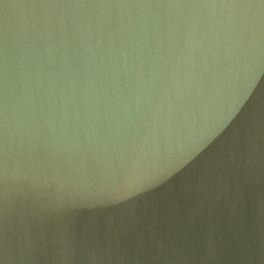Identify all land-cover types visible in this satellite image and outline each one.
Listing matches in <instances>:
<instances>
[{"label": "water", "instance_id": "1", "mask_svg": "<svg viewBox=\"0 0 264 264\" xmlns=\"http://www.w3.org/2000/svg\"><path fill=\"white\" fill-rule=\"evenodd\" d=\"M0 264H264V0H0Z\"/></svg>", "mask_w": 264, "mask_h": 264}]
</instances>
